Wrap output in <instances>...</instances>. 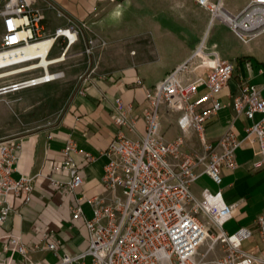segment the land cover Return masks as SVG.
Instances as JSON below:
<instances>
[{
  "label": "built area",
  "instance_id": "obj_1",
  "mask_svg": "<svg viewBox=\"0 0 264 264\" xmlns=\"http://www.w3.org/2000/svg\"><path fill=\"white\" fill-rule=\"evenodd\" d=\"M38 1L6 0L0 4V51L18 55L26 48L50 39L52 42L45 57L50 58L57 42L60 53L47 66H39L42 56L31 55L25 61L31 63L27 70L41 69V72L7 84L0 90L16 91L63 78V70L51 71V68L67 61L70 51L80 41L81 27L71 19L49 32ZM196 1L209 11L211 23L227 24L244 41L264 32V0H249L237 11L227 9L223 0ZM57 14L65 16L60 10ZM89 44L77 54H90L92 41ZM92 72L87 69L80 74L79 81L84 86L91 80ZM234 74V64L209 54L202 42L187 60L149 91L150 105L144 111L145 134L132 139L120 132L106 150L108 161L102 183L108 190L121 189L122 197L110 203L101 195H75L68 209V220L87 229V246L76 254L63 253L54 264H264V209L257 216L254 229L245 228L229 234L224 223L231 218L233 205L225 204L220 192L212 194L204 189L198 197L192 189L199 164H203L204 172L220 184L222 168L237 166L235 150L241 144V138L229 129L216 142H206L203 153L193 156L182 152L183 135L169 141L158 134L161 112L164 111L177 121L181 130L192 129L205 141L210 119L225 107L221 95ZM230 97L235 115L252 120L246 129V137H252L258 144L260 160L257 166L264 170V98L260 88L241 80ZM256 113H262V118L255 120ZM124 121L125 117L117 118L119 124ZM17 148L18 141L0 143V222L13 211L10 196L27 204L35 188L31 176H14ZM65 150L68 155L75 151V143L69 140ZM77 151L84 161L95 158L90 152ZM54 171L67 172L70 176L66 183L52 180L56 188L75 192L84 185L79 164L70 156L54 166ZM211 198L218 202L212 205ZM207 202L209 204L204 205ZM85 203L91 208V216L85 212ZM33 229L42 239L52 237L47 249L58 254L57 233L38 224H34ZM255 233L263 248L257 244L244 248L243 242H253ZM205 241L209 245L201 253ZM218 245L223 252L211 257ZM2 249L7 255L0 259V264H48L31 258L27 244L16 234L7 236ZM87 258H90L89 263Z\"/></svg>",
  "mask_w": 264,
  "mask_h": 264
},
{
  "label": "crops",
  "instance_id": "obj_2",
  "mask_svg": "<svg viewBox=\"0 0 264 264\" xmlns=\"http://www.w3.org/2000/svg\"><path fill=\"white\" fill-rule=\"evenodd\" d=\"M5 1L0 0V4ZM248 1L223 0V3L230 11H237ZM38 6L49 32L66 25L69 19L81 27L75 53L61 68L64 78L73 77L77 82L67 109L55 126L18 140L14 176H31L35 188L27 204L14 196L9 198L13 211L0 222V259L7 255L2 243L10 234L21 237L31 258L48 264L57 262L63 253L76 254L86 248L87 229L68 220V209L75 195H101L110 203L122 197L121 189L108 190L102 183L110 142L120 132L132 139L145 134L144 111L150 105L147 94L187 60L202 42L209 54L234 62V77L221 95L225 107L210 119L205 141L192 129L181 130L177 121L164 111L158 134L169 141L183 135L182 152L196 156L204 152L206 142H216L229 129L234 131L241 138L235 150L237 166L234 169L223 167L222 180L216 184L204 172V165L199 164L192 189L198 197L204 189L212 194L220 192L221 200L233 205L232 216L224 223L229 234L254 229L255 220L264 209V170L257 166L258 144L252 137H246L252 120L235 115L230 95L240 81L245 80L257 85L264 98V32L244 41L227 24L211 23L209 11L196 0H39ZM59 10L65 16L59 17ZM91 41L92 52L78 55ZM140 43L145 44V53L134 47L128 49ZM74 59L77 62L73 63ZM74 67L77 71L68 73ZM87 69L93 70L91 80L85 86L78 84L80 74ZM262 116L256 113L255 120ZM119 117H125V121L119 124ZM69 140L75 143L76 150L68 155L65 148ZM77 150L92 153L94 160L84 161ZM68 156L79 164V172L85 180L75 192L52 184V180L65 183L70 180L67 172L54 171V166ZM84 208L91 216L89 204L85 203ZM34 224L57 233L58 254L47 249L53 238L42 239L34 231ZM256 244L263 248L257 233L253 242L244 241L243 247ZM217 248L222 252V247ZM206 250L200 248L201 253Z\"/></svg>",
  "mask_w": 264,
  "mask_h": 264
},
{
  "label": "rangeland",
  "instance_id": "obj_3",
  "mask_svg": "<svg viewBox=\"0 0 264 264\" xmlns=\"http://www.w3.org/2000/svg\"><path fill=\"white\" fill-rule=\"evenodd\" d=\"M113 24L111 20V25ZM215 30V27L211 29L210 33ZM2 29L0 28V43H1ZM210 43L208 44V46ZM88 46L90 44L88 43ZM87 46V47H88ZM134 47L137 51H144L145 44L140 43L136 46H129L128 49ZM76 47L72 48L70 55L75 52ZM60 43L57 42L52 49L50 58L57 57L60 53ZM87 54V53H86ZM134 55V53H129ZM70 59L63 63H67ZM73 63L77 62V59L72 60ZM60 63L52 66L53 70H62L64 64ZM234 63V62H233ZM30 63H23L17 66H23L26 68ZM77 67L73 68L70 72L77 71ZM81 69V68H80ZM41 72V69L24 70L16 74L0 78V88L15 81L23 80ZM77 79L73 77L61 78L59 80L41 84L37 86L22 88L16 91H3L0 93V143L13 140L18 141L24 136H29L38 132L46 131L55 126L64 115L67 106L72 98L74 85ZM78 84H81L79 81ZM207 221L208 218L204 216ZM209 243L202 246L203 249H207ZM220 246V245H219ZM221 247V246H220ZM223 252V251H222ZM221 250L216 248L215 252H212L210 256L214 257L220 255ZM90 262V258H87V263Z\"/></svg>",
  "mask_w": 264,
  "mask_h": 264
},
{
  "label": "bare ground",
  "instance_id": "obj_4",
  "mask_svg": "<svg viewBox=\"0 0 264 264\" xmlns=\"http://www.w3.org/2000/svg\"><path fill=\"white\" fill-rule=\"evenodd\" d=\"M52 40H45L41 43H38L34 46H31L29 48H26L25 50H23L22 52H20L18 55H16L15 53H12L10 51H0V78L5 77V76H9L11 74H16L19 73L21 71L27 70L26 68H22L21 66H17L20 64L25 63V61L27 59H29V57L31 55L34 54H38L40 56H42V60L38 63L39 66H47L50 62L52 58H47L46 56V52L48 51L50 44H51ZM35 64V63H34ZM31 65V63H30ZM29 66V65H28ZM38 67V66H35ZM49 68V67H47ZM50 73V72H49ZM10 89H7L6 91H8ZM210 202L212 205H214L215 203L218 202V199L215 198H211ZM209 203H205L204 205H208ZM206 243H209L208 241H205L204 244L202 246H204Z\"/></svg>",
  "mask_w": 264,
  "mask_h": 264
},
{
  "label": "water",
  "instance_id": "obj_5",
  "mask_svg": "<svg viewBox=\"0 0 264 264\" xmlns=\"http://www.w3.org/2000/svg\"><path fill=\"white\" fill-rule=\"evenodd\" d=\"M7 90V89H6ZM4 90H0V93L3 92Z\"/></svg>",
  "mask_w": 264,
  "mask_h": 264
}]
</instances>
